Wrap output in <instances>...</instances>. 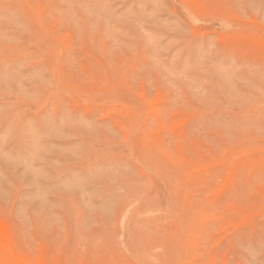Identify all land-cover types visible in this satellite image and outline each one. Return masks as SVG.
I'll return each instance as SVG.
<instances>
[{
	"label": "rangeland",
	"instance_id": "rangeland-1",
	"mask_svg": "<svg viewBox=\"0 0 264 264\" xmlns=\"http://www.w3.org/2000/svg\"><path fill=\"white\" fill-rule=\"evenodd\" d=\"M0 264H264V0H0Z\"/></svg>",
	"mask_w": 264,
	"mask_h": 264
}]
</instances>
